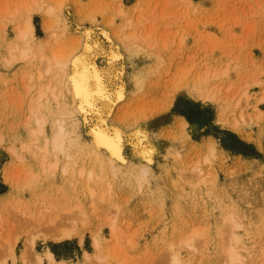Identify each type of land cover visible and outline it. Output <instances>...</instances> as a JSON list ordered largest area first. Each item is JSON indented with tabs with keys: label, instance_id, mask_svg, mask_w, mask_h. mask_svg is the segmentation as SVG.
I'll use <instances>...</instances> for the list:
<instances>
[{
	"label": "rangeland",
	"instance_id": "374dc122",
	"mask_svg": "<svg viewBox=\"0 0 264 264\" xmlns=\"http://www.w3.org/2000/svg\"><path fill=\"white\" fill-rule=\"evenodd\" d=\"M4 1L0 0V8ZM57 1L48 0L57 6L54 18L59 16V22L52 31L59 40L50 37L43 51L47 57L54 49L59 53L60 47L61 54L79 53L84 42L96 38L102 46L97 52L101 69L110 64V47L120 44L118 49L124 53L120 64L125 66L127 95L109 123L117 126L126 161H116V174L109 172L111 188L105 197H100L104 186L96 185L99 197L94 201L84 194V178L63 176L61 170L30 178L25 186L6 182L5 172L15 178L19 174L18 180L26 181L31 152H22L24 158H20L14 149L21 145L19 138H26L21 119L29 97L22 104V82H26L22 76L37 62L3 63L5 45L14 32L13 22L1 13L0 264H38L35 255L42 257L44 264H52L46 258L48 249L63 259V264H96L83 254L93 249V233L104 246L113 244L118 236L125 264H174V252L182 264H224L226 250L233 243L246 260L264 262V0H81L79 8L76 0H63V8H58ZM122 7L128 14L120 15ZM126 16L136 19L133 27L141 35L152 27L156 31L137 40L135 50L128 49L126 40L115 32ZM33 19L37 36L46 37L41 13H35ZM138 19L144 23H137ZM87 27L94 29L89 38L84 35ZM127 29L132 30L126 28L125 34ZM106 32L111 39L106 38ZM117 65L112 63L114 70ZM136 77L145 78L143 88L136 85ZM50 78L48 75L46 80ZM202 86L213 98H202ZM244 92L249 95L247 100ZM68 95L64 99L75 120L73 126L67 121L68 126L83 143H89L92 121H82L83 114ZM219 111L223 121L218 120ZM181 118L188 122L184 132ZM234 118H240L245 135L229 126ZM110 124L109 129L113 127ZM233 134L246 145L238 143ZM223 142L243 152L227 149ZM212 143L215 152L208 146ZM251 151L257 154L249 155ZM77 153L85 167L95 165L92 154L86 150ZM144 166L149 172L138 183L135 174ZM76 201L85 211L75 217L76 227L84 235L83 244L77 237L54 241L39 234L24 261L21 254L26 240L38 230L36 213L47 208L46 214H50ZM20 204L18 211L27 213L29 209L33 216L15 211ZM231 214L239 226L227 220ZM194 228L200 233L194 240L196 249L178 245L179 237ZM15 233L18 239L13 257L5 238H13Z\"/></svg>",
	"mask_w": 264,
	"mask_h": 264
},
{
	"label": "bare ground",
	"instance_id": "6f19581e",
	"mask_svg": "<svg viewBox=\"0 0 264 264\" xmlns=\"http://www.w3.org/2000/svg\"><path fill=\"white\" fill-rule=\"evenodd\" d=\"M8 1L9 0L4 1L5 4L4 7L0 8V14L3 13L5 20L13 22L14 33L11 42L5 45L7 46L6 52L1 60L4 64L10 65L17 61L26 63L31 61L34 63L36 61L37 63H35L33 69L31 68L28 72L26 71L22 76L25 78L24 81H26L22 82L25 90V92L20 94L22 104H25V99L29 97L25 104L27 108L25 116L21 119L23 129L26 132V138H19L18 141H20L21 145L18 146L17 149H14L20 158H24V152L30 151L32 161L30 160L29 162V168L26 172V181L23 183L20 182L18 180L19 174L17 175L18 178H15L12 176L11 172H5V180L13 187H18L20 184L25 186L28 184L30 178L47 172L55 174L58 170H61L60 173L63 176H70L71 174L73 178H84L86 182L84 194H86V196L88 195L92 201L99 197L97 189L100 187L102 189V186H104V189L100 192V197L103 198L105 197V193H109L111 188L110 182L107 180V178H109V172L116 174V161H126L121 145V135L118 129H116L117 126H113L109 123V117L116 113L115 111L119 103L125 100L127 95L126 84L123 79L125 66L123 62L120 64L124 53L120 52L118 49L120 44L118 46L113 45L114 47H110L107 50L110 56V64L105 69H101L97 63V52L102 48L97 38L93 42L84 40L86 42H84L83 49L79 53L72 55V53L68 51L69 54L68 52H63V55L61 54L62 51L60 53V50H63L60 47L59 53L61 55L54 49V54L47 57V51L45 52L46 55L43 51L45 50L44 48L48 47L47 42H51L50 37L55 36L52 27L59 22V16H56L57 19L54 18L57 6L48 3V0H19V2L15 0L14 2L11 1L12 4ZM80 1L81 0H76L75 6L77 8L80 7ZM64 2L65 1L60 0L56 3L58 4V8H63L62 4ZM10 5H14V7ZM38 12L41 13L43 18V27L47 31L46 37H39L36 34V25L33 16ZM119 12L120 15L125 12L123 7L119 9ZM125 14H128V12H125ZM139 16L140 15H138L137 18ZM140 19H142V17ZM140 19H138L139 21H137V23L141 22ZM153 20L154 17L150 21ZM134 21H136V19ZM134 21L131 17H128L124 21V24L118 28L119 30L116 28L118 31H115L124 38V41L126 40L128 44L127 48L130 50H135V47L139 46L137 40H140V38L143 40L144 37H148L147 35H149L152 30L154 31L152 27V30L148 33L144 25L143 28L146 29L147 32H144L145 35H141L137 28L133 27ZM146 21H149V17ZM111 22L113 23V21ZM151 23L153 26L154 23ZM149 26L151 27V24ZM126 28H132V30L129 31V29H127L129 33L125 34L124 30ZM93 32V27L85 28V38H89ZM107 32V35H104L106 38L109 37L111 39L110 34ZM154 35L155 34L152 36ZM122 37H119V39ZM166 37L168 36L166 35ZM54 38L59 40L58 36ZM128 41L130 42L128 43ZM38 63H42V65L37 66ZM112 63L113 65L119 64L115 66V70L112 67ZM48 75L51 78L46 80ZM136 78V85L139 89L143 88L145 78ZM176 87L174 89H176ZM199 90L204 100L213 98L212 93L209 89L204 88V86L200 87ZM66 93H69L68 98H70L72 104L75 105L74 108L83 114L82 121L84 123H86V121L89 123L92 121V123H90L91 140L89 143H83L82 140L78 138V135L75 134V130L68 126L67 121H71L69 125L73 126L75 120L74 117H70L73 111L70 105L65 102L64 97ZM248 96L247 92H244V98L246 100ZM262 99H264V97H262ZM237 105H241V102L238 101ZM67 110H69V112H67ZM243 113H241V118L245 121ZM218 120L223 121L222 112L220 111L218 112ZM240 122V118H234V120L229 123V126L239 133L244 134L240 128ZM187 123L185 118H181L180 126L183 132L186 130ZM109 124L115 128L113 131H111L113 127L109 129ZM2 140L3 136L0 135V141ZM208 146L212 152L216 151L214 143ZM85 150L89 154H92L91 162L95 164L94 166H89L88 164L89 167H85V165L82 164L81 155L77 152L82 153ZM83 163L85 162L83 161ZM148 172L149 169L147 166L140 168L135 174V176H137V182L140 183ZM96 185L100 187L96 188ZM14 205H18L17 201ZM20 206L21 204L17 207L18 209H16L15 206L14 210L25 214L26 212L24 211H18ZM25 206L22 205V207H24L22 209L26 210L28 206ZM82 207L83 205L76 201L70 203L66 208H59L58 210L56 208L55 211L50 212V214L49 212L46 214L47 211H49L47 208H41V210L36 213V218L33 217L38 223V230L28 236L21 254L23 257L22 259L28 258L27 256L30 255L33 244L39 234H41L39 236L46 240L51 239L54 241H64L77 237L79 238V242L83 244L84 235L81 233L80 229L76 227L75 220V217L80 218V215L85 214ZM28 210L29 209L26 210L27 213L33 216V212H28ZM32 211H34V209ZM227 220H229L232 225L239 226L238 221L232 214L229 215ZM111 227L113 230H116V225L114 223L111 224ZM197 230V228H194L191 232L182 234L178 239V245L188 249L194 248V240L196 236L200 235ZM15 235L13 238L9 236L11 238L10 240L7 236L5 238L9 254L13 257H15L14 251L18 239V234L15 233ZM173 245L172 243V246ZM92 246V251L85 250L83 253L86 259L96 264H125V257L122 256L123 246L118 236L113 244L104 246L100 237L96 233H93ZM194 249H196V247ZM262 249L264 254V244ZM45 254L46 258H48L49 262L52 264H63L64 262L63 259H57L54 252L50 249H48ZM226 258L224 264H256L254 261H248L242 256L236 243H233V245L226 250ZM34 260L38 264H44L42 257L38 255H35ZM172 260L174 264H182V260L175 252L173 253ZM261 263L264 264V262Z\"/></svg>",
	"mask_w": 264,
	"mask_h": 264
},
{
	"label": "trees",
	"instance_id": "16d2710c",
	"mask_svg": "<svg viewBox=\"0 0 264 264\" xmlns=\"http://www.w3.org/2000/svg\"><path fill=\"white\" fill-rule=\"evenodd\" d=\"M38 27V26H37ZM233 136H234V138L236 139V141L238 142V143H240V144H245L246 145V143H244L241 139H239L238 137H236L234 134H233ZM223 145H224V147L225 148H227V149H233V150H236V151H238V152H243V150L241 151V149L240 148H234L233 146H230V145H228V144H226L225 142H223ZM257 153L255 152V151H251V153L249 154V155H256ZM1 192V191H0Z\"/></svg>",
	"mask_w": 264,
	"mask_h": 264
}]
</instances>
